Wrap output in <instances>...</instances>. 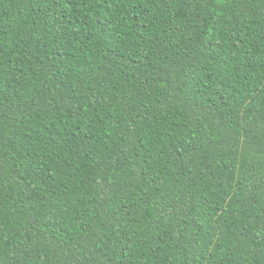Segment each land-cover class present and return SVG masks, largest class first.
Segmentation results:
<instances>
[{"label": "trees", "instance_id": "trees-1", "mask_svg": "<svg viewBox=\"0 0 264 264\" xmlns=\"http://www.w3.org/2000/svg\"><path fill=\"white\" fill-rule=\"evenodd\" d=\"M0 264H264V0H0Z\"/></svg>", "mask_w": 264, "mask_h": 264}]
</instances>
